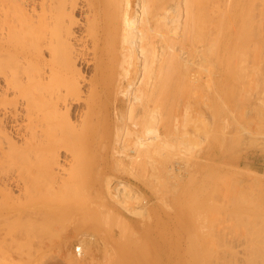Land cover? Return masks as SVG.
<instances>
[{
    "label": "bare ground",
    "instance_id": "6f19581e",
    "mask_svg": "<svg viewBox=\"0 0 264 264\" xmlns=\"http://www.w3.org/2000/svg\"><path fill=\"white\" fill-rule=\"evenodd\" d=\"M243 31L248 35V38L245 37L247 49L239 50L238 58L244 56V51L248 54L252 52L248 50L251 44L253 47L264 45V0H0V220L23 222L22 225L28 224V227L41 224V229L46 224L45 228L48 225L49 229V225L54 223L49 220L61 210L71 211L75 217L73 211L78 210L75 204H56L50 200L47 192L52 194L56 184L57 192L60 191L57 195H62V188L66 189L63 186L70 183L67 185L70 190L66 194L68 196L74 189L75 194L79 187L75 181L83 172L90 176H103L98 188L108 193L106 196L112 203L126 212L140 215L142 203H147L142 199L143 195L124 180L117 179L112 186L114 177H111V173H123L138 179L164 198L169 189L176 190L184 183L183 177H194L204 172L208 159L217 160L225 136L222 129L228 125H233V138L244 149L255 145L264 147V111H261L264 107H258L264 106V89L260 91L262 94L259 90L255 91L264 83V55L261 53L264 52L261 51L264 47L260 50V46L258 49L254 47L261 51V58L259 54L258 59L259 62L262 61H257L261 68L256 67L258 72H254L258 63L254 66L255 62L252 65L251 62L253 58L257 60L256 54L259 52L256 51L255 54L251 47L255 54L251 56L252 59L247 53L242 57L244 63L247 56L251 60L246 62L249 65L244 64L246 67L243 70L247 72L251 69L253 72L252 78L247 76L248 80L244 79L246 82H242L243 86L239 83L242 80L237 82L245 90L244 96L253 86L250 83L253 81L255 84V89L252 88L254 92L251 91L246 96L247 102L240 103L230 99V103L228 91L222 85L228 79L225 68L222 67L223 55L230 49L232 39L235 37L238 40L241 37L239 33ZM236 42L235 40L234 43ZM243 43L242 40V45ZM235 52L234 57L237 54ZM238 61L241 63L240 58ZM207 62L212 65L208 66ZM237 64L239 67L240 64ZM241 67L244 66L239 68ZM235 69L231 74L235 73ZM203 71L206 77H203ZM249 73L250 76L251 72ZM243 76L231 78L236 81L246 77ZM203 78H206L205 82ZM203 84L206 88H203ZM234 87L229 90L230 94L231 91L235 92ZM196 91H200L197 99L200 108L193 114L191 96ZM209 96L220 102L219 106H223L221 109L229 114V119L223 114L225 118H220L219 122L215 114L214 120L212 119L213 144L210 145L211 149H205L209 141L204 147V140L210 132L206 128L210 123L207 124L205 110H209L214 104H209ZM79 159L90 160L93 164L82 170L83 167L80 169V165H76ZM83 161L80 162L81 165L84 164ZM73 164L82 170L78 169L80 174L78 171L75 173L79 174L75 181L70 179L75 185L67 182L73 173L71 170L76 169ZM210 169L207 170L208 173ZM66 174L69 175L65 176ZM80 187L81 191L82 184ZM206 191H209L208 188ZM83 193L79 194L83 196ZM211 193L206 197L210 198ZM215 198L212 199L213 202L217 200ZM139 201L142 207L131 204H138ZM205 201L208 203V199ZM200 208L204 209V206ZM108 209L103 208L102 213L109 212L111 215H107L112 220L116 219V212ZM87 211L90 212L88 209ZM146 211L150 209L143 212ZM102 213L103 220L109 218H105ZM57 218L56 223L61 217ZM89 218L90 216L87 218L80 214L76 220L81 224ZM120 219V223L124 221L126 224V220ZM259 220L258 225L256 222H253L256 225L251 222L253 226L249 224L252 228L248 227L253 232L256 227H264L259 226L264 218L262 222ZM123 223L121 224L124 225ZM33 226L31 229L38 231L25 227L29 233L17 231L18 235L15 234L14 239L20 232L26 238V233L30 238L32 235L31 240L38 236L43 241L44 233L47 236L45 228L41 232L38 225ZM206 228L209 231L211 229L206 226L203 229L205 232ZM213 229V235L211 231L205 233L206 237L198 236L184 247L187 252L190 250L200 255L194 264H230L237 257L240 264H264L262 233V238L251 244L249 239L252 237L244 238V234L235 236L234 233L233 236L231 230L228 231L231 234L229 236L227 231H216V238ZM244 232L245 236L249 234ZM251 232L250 234L253 233ZM89 234L80 232L77 236L79 243L75 246L79 247L78 254L75 246L73 249L75 260L85 254L86 249L83 251V248L86 247L83 244L91 239ZM207 234L216 238L218 242L215 245L221 243L223 235L222 240L228 243V246L225 244L228 255L219 254L215 245L212 248L215 239ZM207 236L211 239H207ZM22 238L21 240H26ZM37 239L34 243H37ZM41 239L38 241L41 242ZM186 239L188 241L187 237ZM175 243L178 249L181 248L180 237ZM79 260L80 258L77 261ZM53 261L46 262L57 264L50 263ZM82 262L81 260L79 264ZM234 263L237 264L238 261Z\"/></svg>",
    "mask_w": 264,
    "mask_h": 264
},
{
    "label": "rangeland",
    "instance_id": "374dc122",
    "mask_svg": "<svg viewBox=\"0 0 264 264\" xmlns=\"http://www.w3.org/2000/svg\"><path fill=\"white\" fill-rule=\"evenodd\" d=\"M242 33H239V35L241 37L238 38V40L235 39V37L232 39V42H231L232 45H230V47H229L230 49L227 51V54L223 55L224 58L221 56L224 61L226 60L225 62L222 60V64H223L222 67L225 68V71L228 75V79L223 81L222 85L228 91L227 98H228L229 102L231 100L235 99L233 101L237 100L240 103H245V102H247V100H246L248 97L247 94H249L251 91L254 92L253 89H255V84H253V81H252L250 83V85L251 86L253 85L254 87L253 86L250 87L251 90L249 91V93L246 91V95L244 96L245 90H242V86L244 84L242 82H244L246 80L247 76H248V78L251 77L253 72L251 71V69L247 70V72L243 69L246 67L245 65L250 64V63H246V62L251 61L248 59V56H250L249 58H251L252 55L256 54V51H257V53L259 52L258 54H256L257 55L256 61H255V58H253V59L251 58L252 59L251 65L255 62L253 64L255 66L256 62L257 61L259 62V60H260V59H258L260 52L264 51V50L258 51V50L262 49L261 47H264V45H262V46L257 45L256 47L254 45V47L257 49L260 46L259 49L256 50L253 47V44H251V46L248 47L249 48L248 50H252V52L248 51L250 54H248L247 51L246 52L244 51L245 54H244V52H242L244 56H246V53H247V55H248L247 60L248 61L245 60V63H244L243 58H242L244 56H242V57H239L240 61H241V63H240L238 61L239 58L237 56H238V54L242 48H243L242 51L245 48L247 49V44H246L247 41L246 40L248 38V35H245L244 31ZM245 37H247V38H245ZM241 38H243V39H241ZM239 39H241V40H239ZM235 40L237 41L236 43H234ZM242 40L244 42L243 43L244 45H242ZM245 41H246V43H245ZM239 42H240V44H239ZM233 46H234V48H233ZM237 46H240L241 48L238 47V49H237ZM244 46H246V47H244ZM251 47L255 50V54H254V50ZM234 50L237 52V54L235 55L237 58L234 57V52H235ZM231 51H234V52L232 53ZM242 53H240V54L242 55ZM261 53H262V55H264V52H261ZM230 55L232 57H230ZM233 57L235 58V62H234ZM260 58H261V54H260ZM227 59L229 61H227ZM209 60L213 64V60L210 59V57H209ZM261 61L259 63H261ZM225 63H227V64H225ZM237 63L240 64L239 67L242 65L244 67H241L242 69L237 67V65H238ZM212 64H209L208 66H211ZM258 64L255 66V69L252 68V70L253 69L255 70L254 72L259 71L256 68V67H258V68L260 67V64L259 65ZM235 65H236V67H235ZM251 65H250V67H251ZM254 66H252V67H254ZM262 66H264V61H262ZM235 68L239 69V71L236 72ZM234 69H235V73L231 74L234 72ZM256 69L258 71H256ZM230 70H232V72ZM244 71L246 72L245 74H247V73L248 74L247 75L242 74V72H244ZM248 71L251 72L250 76H249L250 73ZM202 74H203V77H206L205 71H203ZM239 74L240 75L242 74L246 77L243 76L244 77L243 79L241 78L240 80H236V81L231 78V76H233V78L234 77L240 78L242 75L240 76ZM237 75H239V76H237ZM248 78H247V80H248ZM203 80L205 82L206 78H203ZM227 81H228V83H227ZM239 81H241V82H239ZM237 82L241 83L242 86L240 84H238ZM254 82L257 83V81H254ZM260 83L261 82L259 81V84ZM234 85H235V87H234ZM236 85H237L238 89L236 88ZM261 85L262 86L259 85L258 86L259 88H256L255 91L259 90V93H261L260 91H262V89H264V83H262ZM205 86L206 85L203 84V88H206ZM231 86H232V88H231ZM233 87L235 88V90H234L235 92L232 93L233 91H231V94H230L229 90L230 89L233 90ZM240 88H241V90H240ZM236 89L238 91L240 90V92H238ZM241 91H243V92H241ZM199 92L196 91V93H194L192 95L193 98L191 96V102H192L191 109H192L193 114L196 111H198L200 108V102L197 101V99L199 98ZM195 96H196V99H195ZM192 99H194L195 101ZM208 102H210L209 104H211V105L213 103L214 104L212 107L209 105L210 109H211V110L209 109L210 111L208 109L205 110V116L207 119V124L210 123V124L206 125L208 132L209 131L210 132L205 137L206 142L204 140V144H203L204 147H206V145H207V147L205 149H209V148L211 149L210 145L213 144V132H212L213 131L212 130L213 122L212 121L215 118V114H216V118L219 120V122H220V118L223 119V118H225L224 116L229 115L227 112H224L223 109H221V108H223V106L222 105L219 106L220 102L213 99L212 96H209ZM197 104L199 106H197ZM214 105H215V107H214ZM194 106L196 108V109L194 108L195 111L193 110ZM258 107L260 108V107H264V106H258ZM213 108H215V109H213ZM217 111H219V112L217 113ZM261 111H264V109H261ZM209 113H210V115H209ZM223 114H225V115L223 116ZM213 115H214V117H213ZM253 116H256V115H253ZM255 118H253V119L255 120ZM228 119H229V116H228ZM229 122H230V120H229ZM210 126H211V128H210ZM228 128H230V129H228ZM222 130H224L225 136H223L224 138H223L222 144L219 148L220 156L217 158V160L213 161V160L208 159L207 160L208 166H206V170L204 172H202L200 174L198 173L194 177L188 176L189 179H188V177H186V178L183 177L184 183H182V185L179 186L176 190L169 189L167 191V193L165 194L164 198H161L157 193H155V191L153 192V190L151 188L144 185V183L138 179H135L129 175L126 176V174H123V173H119V174L118 173H111L112 176L111 175L110 176L114 177L112 186L115 184V182H116L115 180H117V179L124 180L125 182L132 184L131 186L140 195L141 194L143 195V196L142 195L141 196H142V199L144 198L146 200V202H147V203H145L146 205L144 203H142V205H143V207H142V205L140 204V201L138 204H137V202L131 203L133 205L135 204L134 205L135 207L136 206L138 207L139 205H141L139 207H142L143 209H142V213L140 215H135L133 213L126 212L121 207L112 203L110 198L108 196H106L108 193L104 189L100 190L98 188L99 184L102 182V180L104 178L103 176H100V175L98 176V174H92L90 176V174H88V173L83 172L84 173L83 174V173L79 172V171L84 170L85 167L87 168L91 164H93L92 161L90 162V160H87V159H83L84 160L83 161L81 159V161H83L82 163H84L82 165L80 163L81 162L80 159L77 160L79 162V164H78V162L76 164L75 163L76 161H75L74 163L76 165H80V166H78V167H80V169L82 167L83 168H82V170H80L79 168H77L76 165L73 164L74 168L76 167V169L71 170V171H73V173L70 176L71 178L70 177L68 178L67 182H71V180H73V179H74L73 181H75L79 177V174L81 173L80 174L81 177H79V179H77V181H75L76 185L79 186V187L77 186L78 188L76 189V193L74 194V192H75V189H74V190L70 191L73 193V196L71 195L72 193L69 195L70 192L68 193V196H67L66 193L68 190H70V188L69 189L67 188V185L68 184L70 185V183H68L66 186H63V187H66V189L64 188L65 193H64V189L62 188V190H61V188H60V190L62 191V195L60 194L61 196L57 195V194H59L60 191L57 192L58 187L56 184L53 187V189H54V191L52 193L53 195L49 194V192H47V194L49 195L50 200L56 204H60V203H73V204H75V207L76 208L78 207V210L76 209L77 210L76 212L73 211V214H76V216L73 217L71 211L61 210L60 212L56 213V215H55L56 219L54 216L53 219H55V220H53L50 217L51 220H49V221L54 222V223H51V225H49L50 230L48 229V225H47V228H45L46 224H43L45 226L44 227L45 232L47 233V236L44 233L43 241L38 236L34 237L35 238L34 240L33 239L31 240V238H32L31 234H30L31 235V238H30L29 234L26 233V235H27V238H26V236L21 235L20 232H18V233L21 236H25V237L22 238L19 235V236H17V238L15 240L14 236L18 235V234H16L17 231L23 232L22 234H25L24 231L28 232V229L25 230V227L30 228L29 230H32V231H38V230H34V228L31 229V227L33 225L32 226L30 225V227H28L29 225L27 223H26L27 226H25V225H22L23 222H18V223L16 222L15 223L13 220H10V219H8V220H6V219L2 220L1 219L0 220V231H2V232H0V234H1L0 235V264H47L46 261H53V260L54 261L50 262V263L79 264L80 261L82 260L83 264H106V263L107 264H194L195 261L198 258H200V255L198 256V253H196V254L192 253L190 250L187 252V250L185 249L187 247V243L188 242L190 243L196 237L201 236V235H203V237H206L205 233H209L210 231L212 232L213 228H214L213 229L214 237H216V235H215L216 231L219 232L220 230H222V231H220L222 233V232H225V231L228 232L229 230H231L230 232H232V234L234 233L235 236L236 235L240 236L241 234H242L241 236H243V234H244V236H243L244 238H247L248 236L252 237L251 239H249L251 244H252V242L255 243L256 240L259 241V239L264 237V229H262L264 227H261V229H260V227L254 226V227H256L255 229L253 228L255 232H253V230L250 228H252L251 226H253V224L255 222L256 223L260 222L259 219H261V222H262V218H264V216H262V215H264V214H262V213H264V147L255 145L254 146L255 148L249 147V148H247L248 150L246 148L244 149L243 146H241V143L240 142L238 143L233 138V135H232V131L234 132L233 125L230 124V125H228V127H226L225 129H222ZM227 131H228V133H227ZM219 132H221V131H219ZM210 133H211V135H210ZM209 135H210V137H209ZM207 142H208V144H206ZM256 147H257V149H256ZM249 149H252V150H249ZM85 160H87V161H85ZM88 161H89V163H88ZM85 162H87L88 164H85ZM73 165H72V168H73ZM70 169H69V171H70ZM78 169H79V171H78ZM209 169H210V172L208 173ZM77 171L79 172L78 175H76L78 173ZM216 172H218V173H216ZM68 173H70V172H68ZM73 174H75L76 176L74 177ZM207 174H208V176H207ZM68 175L66 174L65 176H68ZM82 175H84L85 178ZM86 177H88V178H86ZM97 177H98V179H97ZM115 177H117V178H115ZM175 179L176 178H173V180H175ZM196 179L198 182L196 181ZM73 181L71 182L72 185L75 183V182L73 183ZM190 181H192V182H190ZM189 182H190V184H189ZM80 184H82V190L84 191V193L82 190L80 191V189H81ZM194 184L196 186H194ZM72 185H71V189H72ZM87 185H90V186H87ZM85 186L88 187L89 190ZM73 187H75V186H73ZM187 187H188V189H187ZM93 188L95 191L97 189L98 192L97 191L94 192ZM207 188L209 191H206ZM180 189H181V191H180ZM182 190H184V191H182ZM212 190H214V194H216V196L213 195ZM77 191H78V195L76 196ZM211 191H212V193H211ZM80 192L83 193L82 194L83 196H81L79 194ZM183 192H185L186 194ZM206 192H208V193H206ZM63 193L66 194V196ZM96 193H98V195ZM153 193H155V195ZM187 193H189V194H187ZM209 193L212 194L211 195L212 198L211 197L208 198V196L206 197V195ZM96 195L97 196L100 195L99 196L100 199H98L99 197H97ZM181 195H182V197H181ZM78 196H80L81 198ZM171 196L173 197V199ZM204 196L206 198H202ZM213 196L217 198V200L215 198V200H216L215 202H213V200H214ZM95 197H97V198H95ZM207 199H208V201H207L208 203H206V201H205ZM227 199H229V200H227ZM149 200H150V202H149ZM209 200H211V201H209ZM203 201H205V202H203ZM87 202H88V204H87ZM99 202H101V203H99ZM92 203H94V204H92ZM166 203H168V204H166ZM202 203H204V204L202 205ZM231 203H233V204H231ZM101 205H103V206H101ZM201 206H204V209L200 208ZM103 208H104V210H106L108 208L113 209L111 211L116 212V214H114V215H115L117 220L116 219L112 220L107 215L109 212H107L105 214L102 213ZM87 209L90 212H88ZM110 209H108V211H110ZM149 209H150V211H146L147 213L143 212V211L149 210ZM100 212L102 214H104V217L105 216L109 217L110 220H109V218L107 219L106 217H105L106 219L103 220V217H101ZM123 212H126V213H123ZM117 213H119V214H117ZM80 214H84L87 218H88V216H90V218L87 219L86 221H84L83 223L79 224L78 219L76 220V218L79 217ZM109 214L111 215V213H109ZM116 215L117 216L120 215V217L119 216L117 217ZM145 215H147V216L144 217ZM57 216L59 218L61 217L60 218L61 222L59 220V222L56 223V221H58ZM259 216H260V218H259ZM119 218H121L120 219L121 221L126 220L125 221L126 224H124L123 223L124 221H122L121 223L124 224V225H122L118 221ZM170 218H172V219H170ZM47 221H48V218H47L46 222ZM74 221H75V223H73ZM106 221H108V222H106ZM251 222L252 223L254 222V223L252 224ZM19 223H21V224H19ZM119 223H120V225H118ZM202 223H204L203 226H202ZM247 223H248V225H247ZM262 223H264V222H262ZM262 223L259 226H261V225L264 226V224H262ZM241 224L243 226H241ZM249 224L251 226H249ZM258 224L259 223H257V225ZM21 225L24 226L23 231H22ZM37 225H38V227H39V225L41 227V224H36L33 227H35V226L37 227ZM205 225L207 227L211 228L210 231L207 230L208 228H206V230L208 232L207 231L205 232V230H203L206 227ZM254 225H256V224H254ZM8 226H10L9 227L10 230H8V228H7ZM121 227H122V229H121ZM245 227H248V229ZM18 228L19 229L21 228V230H17ZM118 228L120 230H118ZM43 229H41L42 230L41 232H43ZM243 230L247 231L249 234L246 232V234H248V235L245 236V232ZM249 230H250V232L252 230L253 233L251 232L252 234H250ZM80 232L90 233L91 235L89 234L90 235L89 238H91V239H87L88 241L85 239L86 242L83 244V246L86 247V248H83V251L86 249L84 251L85 254H83L81 257H79L80 260L77 261L79 258L77 257V260H75L74 257H76V256L74 254L73 249H74L75 244L79 243L77 236H79ZM112 232H113V234H112ZM118 233H119V235H118ZM254 233L255 234L257 233L256 236ZM260 233H262L261 234L262 237L260 236ZM234 234H233V236H234ZM253 234H254V237H253ZM9 235H11V236H9ZM193 235H195V236H193ZM207 235H209V234H207ZM211 235H213V232L211 233ZM211 235H209V236H211ZM229 235H231V234H229V232H228V236ZM8 236L9 237L13 236V237L9 238ZM39 236L43 237L42 235H39ZM209 236H207V239H209V238L211 239V237L214 238L213 236H211V237H209ZM178 237H180V243H181V248H179V249L177 248L176 243H175V241H177ZM186 237L188 238V241H186L187 240ZM18 238H20V239H18ZM21 238L22 239L25 238L26 240L30 239L31 242H30V240H27V242H26V240H21ZM37 238L41 239L42 244L40 241H38L39 239H37ZM216 238H214L215 239L214 244L212 242V248H214L216 246L215 249H217L216 251L219 254H221V255L227 254L228 243H225L226 241L222 240L224 238L223 235H221V238H220L221 241L220 242L221 243L224 242L223 243L224 245H221V243H218L215 245V242H218L216 240ZM36 239H37V243H34V241ZM213 240H211V241H213ZM262 240H264V238H262ZM262 240H261V242H264ZM258 241H256V242H258ZM33 243H34V245H33ZM35 244H38L39 247H37L38 245H35ZM225 244H227V246ZM103 246H105V247H103ZM224 246H226V247L224 248ZM29 247H30V249H29ZM220 248H221V250H220ZM225 250H227V251H225ZM31 251H33V252H31ZM102 251H104V252H102ZM68 252H70L71 254ZM72 254H74V256H72ZM105 254H109V255H105ZM72 258H74V260ZM232 258H234V257H232ZM236 259H237L236 261H235V259L234 260L232 259L230 264H235L234 262H237V261L240 264V259L238 257ZM74 261H76V262H74ZM227 264H229V263L227 262Z\"/></svg>",
    "mask_w": 264,
    "mask_h": 264
},
{
    "label": "built area",
    "instance_id": "2783aa9c",
    "mask_svg": "<svg viewBox=\"0 0 264 264\" xmlns=\"http://www.w3.org/2000/svg\"><path fill=\"white\" fill-rule=\"evenodd\" d=\"M79 247V245L75 246V252L76 254H78L77 248Z\"/></svg>",
    "mask_w": 264,
    "mask_h": 264
}]
</instances>
